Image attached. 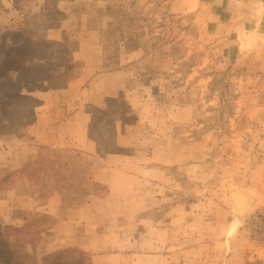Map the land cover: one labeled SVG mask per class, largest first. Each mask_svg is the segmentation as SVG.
<instances>
[{
  "label": "rangeland",
  "instance_id": "374dc122",
  "mask_svg": "<svg viewBox=\"0 0 264 264\" xmlns=\"http://www.w3.org/2000/svg\"><path fill=\"white\" fill-rule=\"evenodd\" d=\"M45 1L0 0V25L20 26L25 16L34 20L32 14L39 13ZM56 2L65 13L56 35L64 43H76L67 66L82 60V41L103 38L105 31L110 38L122 37L125 24L146 27L153 48L140 71L152 73L143 81V91L152 96L149 102L190 106L188 111L150 113L146 125L133 129L134 138L148 135L159 158L173 162L164 173L163 190L175 191L179 232L188 228L194 234L193 241L179 234L173 243L169 240L174 231L166 234L163 244L178 246L177 263L233 264V251L249 236L258 248L264 247L254 234L262 211H250L247 220L237 218L230 196L232 190L257 194L264 189V0H231L227 11L220 8L223 0H192L194 9L187 16L172 9L171 0ZM92 8L101 16L91 23L94 28L82 29L80 15ZM63 66L52 71L56 85L62 81ZM10 128L24 131L17 122ZM224 236L229 239L226 245ZM54 250L38 246L37 256L43 260ZM70 256L64 254L61 261L69 258L67 264H79Z\"/></svg>",
  "mask_w": 264,
  "mask_h": 264
},
{
  "label": "crops",
  "instance_id": "0c3cea01",
  "mask_svg": "<svg viewBox=\"0 0 264 264\" xmlns=\"http://www.w3.org/2000/svg\"><path fill=\"white\" fill-rule=\"evenodd\" d=\"M191 1L171 0V6L187 16L194 9ZM223 1L220 8L227 11L231 0ZM74 2L88 5L92 0ZM80 16L86 29L94 28L91 23L101 15L92 8ZM133 26L123 25L122 37L110 38L105 31L103 38L82 41V60L60 67L59 85L36 92L42 101L34 124L21 132L10 128L0 133V169H22L42 147L67 151L54 163L56 167L49 166L56 169L51 174L41 171L31 179L24 172L16 176L15 184L0 195V222L22 225L34 215L47 213L55 220L50 249L81 247L92 253L94 264H178V246L164 245L166 234L174 231L170 243L179 234L188 239L194 234L188 228L179 232L175 191L163 190L164 173L171 171L173 162L159 158L148 135L134 138L133 129L146 125L150 113L188 111L190 106L149 102L152 96L143 91V81L144 75L152 73L141 72L140 63L153 43L146 27ZM132 30L137 33L131 36ZM111 98L138 112L139 118L132 123L118 120L116 136L98 140L91 135L93 109L108 108ZM245 193L251 205L244 216L247 220L252 211L264 210V189ZM226 241L224 236V245ZM256 244L247 237L244 246L233 251L236 260L231 263L264 260V247Z\"/></svg>",
  "mask_w": 264,
  "mask_h": 264
},
{
  "label": "trees",
  "instance_id": "16d2710c",
  "mask_svg": "<svg viewBox=\"0 0 264 264\" xmlns=\"http://www.w3.org/2000/svg\"><path fill=\"white\" fill-rule=\"evenodd\" d=\"M56 1L46 0L42 10L32 14L34 20L25 16L20 26L0 25V133H4L13 122L24 130L34 124L36 107L42 101L34 92L56 87L52 82V71L72 59L75 41L67 44L56 35L65 14ZM64 45L63 51L61 46ZM12 72L16 75L13 76ZM109 102L108 108L93 109L91 135L98 140H110L116 136L118 120L132 123L139 118L138 112H130L116 98H111ZM64 153L67 151L42 147L38 157L22 169L1 168L0 172L4 175L0 177V195H5L22 172L29 179L40 176L41 171L53 173L56 169L49 170V166L60 161ZM9 176L13 178L3 186V181ZM54 224V218L47 213L34 215L22 225H3L0 222V264H67L69 258L61 261L66 253L71 254L76 263L94 264L92 253L78 246L57 248L40 260L37 248L52 244Z\"/></svg>",
  "mask_w": 264,
  "mask_h": 264
},
{
  "label": "water",
  "instance_id": "95a60500",
  "mask_svg": "<svg viewBox=\"0 0 264 264\" xmlns=\"http://www.w3.org/2000/svg\"><path fill=\"white\" fill-rule=\"evenodd\" d=\"M237 194H238L237 190H232L230 193V196H231L232 201H233L235 216L237 218L242 219L245 216L246 212H248V210L250 209L251 205H250L249 198H248L247 199V206L245 207V210L240 211V209H239V203L240 202L238 201L239 197Z\"/></svg>",
  "mask_w": 264,
  "mask_h": 264
},
{
  "label": "built area",
  "instance_id": "2783aa9c",
  "mask_svg": "<svg viewBox=\"0 0 264 264\" xmlns=\"http://www.w3.org/2000/svg\"><path fill=\"white\" fill-rule=\"evenodd\" d=\"M255 238L264 243V210L257 216V225L254 229Z\"/></svg>",
  "mask_w": 264,
  "mask_h": 264
},
{
  "label": "bare ground",
  "instance_id": "6f19581e",
  "mask_svg": "<svg viewBox=\"0 0 264 264\" xmlns=\"http://www.w3.org/2000/svg\"><path fill=\"white\" fill-rule=\"evenodd\" d=\"M237 195L239 197L238 201L239 203V209L240 211L245 210V207L247 206V199L249 198V196L244 193L243 191L237 190Z\"/></svg>",
  "mask_w": 264,
  "mask_h": 264
}]
</instances>
